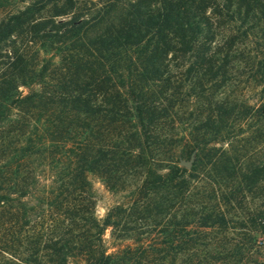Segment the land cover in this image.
I'll use <instances>...</instances> for the list:
<instances>
[{
	"label": "trees",
	"instance_id": "obj_1",
	"mask_svg": "<svg viewBox=\"0 0 264 264\" xmlns=\"http://www.w3.org/2000/svg\"><path fill=\"white\" fill-rule=\"evenodd\" d=\"M79 1L0 0V128L14 132L38 109L0 162V213L14 218L18 207L21 221L0 246V264H264V155L241 171L224 147L244 125L264 130V78L258 103H249L230 76L248 22L264 20V0H102L70 14ZM221 16L239 20L222 45L211 39ZM30 43L44 54L40 66L26 53ZM186 55L194 57L185 71L192 87L220 99L189 148L155 159L170 140V89L180 94L185 85L170 61ZM77 127L84 139L72 137ZM136 168L143 179L133 197L99 217L89 175L115 190ZM202 181L216 188L192 203ZM135 212L151 220L147 230L129 224ZM129 234L136 238L124 243Z\"/></svg>",
	"mask_w": 264,
	"mask_h": 264
},
{
	"label": "rangeland",
	"instance_id": "obj_2",
	"mask_svg": "<svg viewBox=\"0 0 264 264\" xmlns=\"http://www.w3.org/2000/svg\"><path fill=\"white\" fill-rule=\"evenodd\" d=\"M101 1L102 0H80L76 4L75 8L70 9V14L74 12L81 13L82 11L85 13L89 11V9L93 10L94 7L92 6V3L95 2L97 4L96 7H98ZM48 13L49 11H45L42 15H48ZM212 22L216 27L214 31L216 33L214 38L211 39L214 40V43H218L220 45L227 43L226 39L231 34L236 32V26L239 25V20H230L228 16H221L220 18L216 17L215 19L213 18ZM248 23L252 28L251 30L249 29L250 31H248L247 36H244L242 38V42L238 44L240 48L239 51L235 52V54L233 53L234 55L232 58V67H230V76L234 80L242 81L240 82V89L238 87L240 92H242L240 94L241 96H239L240 98L249 101V103H258L259 86H257L256 82L261 81L264 78V66L262 65V63H264V20L262 19L260 21H257V19H254L252 21H249ZM17 41V44L20 43V38H18ZM26 53L27 55L34 56L33 62L36 64V66H40L42 64L41 59L43 58L44 54L43 52H41L38 43H30L29 45H27ZM58 60H60V56L57 55L55 56L54 61L58 62ZM193 62L194 57L188 55L179 56L175 59H171L170 61V65L173 69V76L180 75L182 78L185 79V85L181 89L180 94L174 92V89H170V92L172 93V97L169 98L170 100H172L170 102V104L172 105V108L170 109V111L172 112V117L168 121V123L169 127L172 128L166 129V138L170 140L169 142L165 141L160 146L159 152L153 153V156L156 157L155 159H175L177 158V153L180 150H182L183 148H189V146L191 145L190 141H192V138L196 137V135L200 133V131L197 130L200 118L207 112H210L211 109H215V103H217L220 99V96L217 95L218 93L214 92L210 95V97H207V95L205 94H198L195 86L192 87L193 83L191 84L190 82L195 81L192 80L194 79L193 74L187 73L185 71L190 65H192ZM259 66L261 67V70H259ZM177 70L180 71L181 74H178L176 72ZM20 89L23 91V93H27L28 91L27 87L24 86H20ZM174 95H178L180 98H182V100L179 101V98L176 97L175 99L173 97ZM37 113V108H30L25 117L28 123L26 124L28 126H18V128L14 132L8 131V129H11L9 127L0 128V147L4 149L2 151L0 148V162L5 161V159H7L10 152L9 147L11 145H19L22 143L28 133L27 131L30 129L29 125L33 124ZM77 123L90 124V121L88 120L87 122V120H80V122ZM103 125L104 122H102L98 126H100L99 128L101 130V133L105 136L104 133L107 127L106 125ZM83 130L84 129L80 127L75 128V131L71 132L72 137L74 139L75 137H80V139H84L83 136L85 132L82 133ZM239 132L240 134L238 136H231V132L228 134L229 138L226 135L225 139H228V144H224V147H231L233 149L235 154L234 156L238 158V165L241 171H244L247 165L256 164L260 162L261 159H263L262 157L264 155V130L260 129L259 132L255 133L254 131H252L251 126L248 127L247 125H244L242 130H240ZM183 161L185 160H182L179 165L185 166L182 163ZM35 164L37 163H34V166ZM38 169H40V167H38ZM52 172L48 171V173H46L44 176H40L41 179H45L51 176L50 174ZM203 174L207 176L209 175L211 177V174L213 175V172L210 171L206 173L203 171ZM89 178L92 181L95 193L96 214L99 217H103L106 214L108 208L118 203L125 204L126 201L133 197L130 189L134 187L133 184H136L143 179V170L142 168H136L133 171H130V174L120 184L121 186L115 188V190H111L110 188H108L101 181L100 176L97 174H90ZM206 180L210 181L208 179H205L204 181ZM205 187H207V189L216 188V184L214 185L210 182L204 183L203 181L202 183H197L193 188L195 197L192 203L200 202L201 191ZM250 201L251 199L248 198L246 202L249 203ZM19 212L20 209H18L17 207L14 218L11 217V214L0 213L1 247H7L10 242V238L12 237V232L14 231V229L17 228L16 226H19V224L21 223V221L18 220ZM139 216L142 217V215L137 212L131 215V217L129 218L131 222L129 224L136 226L138 225L140 226L139 229L147 230V227L150 225L151 220H144V218H139ZM14 223L16 224V226ZM132 235L133 234H129V236H127L128 238L124 240V243H132L134 241L133 238H136V236L134 235L131 238ZM144 235H146V233ZM21 238L23 239V235H21ZM105 238L108 244L111 243V241H114L111 235L110 228L106 230ZM15 243H19L18 238L16 239ZM19 247L23 249V245L20 244Z\"/></svg>",
	"mask_w": 264,
	"mask_h": 264
},
{
	"label": "water",
	"instance_id": "obj_3",
	"mask_svg": "<svg viewBox=\"0 0 264 264\" xmlns=\"http://www.w3.org/2000/svg\"><path fill=\"white\" fill-rule=\"evenodd\" d=\"M185 166H189L190 165V162L189 161H183L182 162Z\"/></svg>",
	"mask_w": 264,
	"mask_h": 264
}]
</instances>
